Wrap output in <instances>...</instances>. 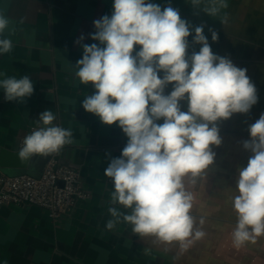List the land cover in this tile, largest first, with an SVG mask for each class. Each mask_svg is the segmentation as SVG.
<instances>
[{"label": "crops", "instance_id": "crops-1", "mask_svg": "<svg viewBox=\"0 0 264 264\" xmlns=\"http://www.w3.org/2000/svg\"><path fill=\"white\" fill-rule=\"evenodd\" d=\"M148 2L162 10L171 3L193 27L203 23L213 53L246 69L256 88L258 102L248 113H234L216 122L222 142L211 146L214 163L206 177L189 189L195 197L193 215L197 220L204 218L206 235L182 250L175 243H153L154 238L133 233L124 222L112 230L106 228L112 218L109 207L130 211L111 204L114 185L104 174L110 160L121 156L128 137L118 122L106 125L84 110L83 100L96 90L92 84H81L73 68L83 56V44L102 47L90 38L95 32L93 21L111 16L114 0H0V12L10 20L0 38L13 44L9 53L0 54V71L17 78L27 75L34 87L24 102L6 101L0 88V148L18 150L28 127L50 109L56 115L54 124L72 129L73 142L62 147L58 159L78 170L84 194L55 220L38 205H0V264H264V237L240 248L232 241L235 167L247 166L252 153L243 148V141L251 139L249 126L264 113V0H228V8L221 12L227 13V23H221L219 16L194 14L189 0ZM209 28L217 31L216 42ZM193 37L194 32L187 38L188 56L201 47L192 43ZM140 47L134 46L133 55ZM158 75L162 78L163 71ZM172 90L169 84L164 94ZM180 106L188 111L187 100L180 101ZM156 123L162 124L163 118ZM19 173L0 168V174Z\"/></svg>", "mask_w": 264, "mask_h": 264}, {"label": "clouds", "instance_id": "clouds-1", "mask_svg": "<svg viewBox=\"0 0 264 264\" xmlns=\"http://www.w3.org/2000/svg\"><path fill=\"white\" fill-rule=\"evenodd\" d=\"M194 14L220 17L227 23L228 0H189ZM10 20L0 12V36ZM91 45L83 44V56L73 72L85 86L96 90L82 103L85 111L100 117L102 123L118 126L128 142L118 158L110 160L104 174L114 190L109 207L112 217L106 228L124 222L141 237L153 243L178 244L187 250L204 238V218L193 215V191L214 163L211 146L222 142L217 121L234 113H248L258 102L256 88L247 70L229 58L213 53L202 23L192 26L181 18L178 8L161 6L148 0H114L111 16L93 21ZM199 52L187 55L188 37ZM213 42L216 30L209 28ZM83 36L80 37L82 41ZM141 46L134 52V46ZM12 41L0 38V54L9 53ZM163 71L162 78L158 75ZM173 90L165 95V87ZM0 88L6 101L24 102L34 93L29 76H10L0 71ZM187 100L188 111L180 101ZM151 102V106H149ZM163 118V123H156ZM50 109L39 114L36 127L25 136L18 155L21 161L33 155L58 153L73 142L71 128L54 124ZM250 140L243 148L252 156L247 166L238 169L239 177L232 207L236 224L232 232L235 247L256 244L264 237V113L249 126Z\"/></svg>", "mask_w": 264, "mask_h": 264}, {"label": "built area", "instance_id": "built-area-1", "mask_svg": "<svg viewBox=\"0 0 264 264\" xmlns=\"http://www.w3.org/2000/svg\"><path fill=\"white\" fill-rule=\"evenodd\" d=\"M35 127H28L19 141V149L25 136ZM58 154H51L38 177L27 172L0 174V205H38L52 220L71 209L78 199L84 197L80 189L79 172L61 163Z\"/></svg>", "mask_w": 264, "mask_h": 264}, {"label": "water", "instance_id": "water-1", "mask_svg": "<svg viewBox=\"0 0 264 264\" xmlns=\"http://www.w3.org/2000/svg\"><path fill=\"white\" fill-rule=\"evenodd\" d=\"M18 150H11L7 148H0V168L13 169L17 172H27L35 177H38L43 169L44 164L51 157V154L47 156L33 155L27 161H21L18 155Z\"/></svg>", "mask_w": 264, "mask_h": 264}, {"label": "rangeland", "instance_id": "rangeland-1", "mask_svg": "<svg viewBox=\"0 0 264 264\" xmlns=\"http://www.w3.org/2000/svg\"><path fill=\"white\" fill-rule=\"evenodd\" d=\"M235 155H236V154H235ZM235 155H234V156H235ZM235 159H236V158L234 157V160H235ZM238 169H239V168H236V167H235V173L237 174V175H236V180H238V177H239ZM218 172H219V180H221V178H220V167H219V169H218Z\"/></svg>", "mask_w": 264, "mask_h": 264}]
</instances>
